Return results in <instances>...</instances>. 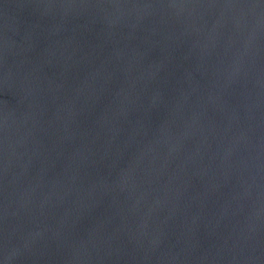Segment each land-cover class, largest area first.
Segmentation results:
<instances>
[{
  "label": "water",
  "instance_id": "water-1",
  "mask_svg": "<svg viewBox=\"0 0 264 264\" xmlns=\"http://www.w3.org/2000/svg\"><path fill=\"white\" fill-rule=\"evenodd\" d=\"M0 264H264V0H0Z\"/></svg>",
  "mask_w": 264,
  "mask_h": 264
}]
</instances>
